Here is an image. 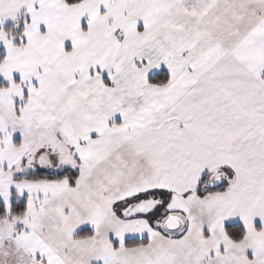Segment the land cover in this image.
Instances as JSON below:
<instances>
[{
  "label": "snow or ice",
  "instance_id": "obj_1",
  "mask_svg": "<svg viewBox=\"0 0 264 264\" xmlns=\"http://www.w3.org/2000/svg\"><path fill=\"white\" fill-rule=\"evenodd\" d=\"M0 264H264V0H0Z\"/></svg>",
  "mask_w": 264,
  "mask_h": 264
}]
</instances>
